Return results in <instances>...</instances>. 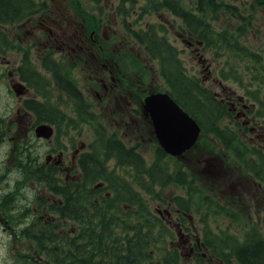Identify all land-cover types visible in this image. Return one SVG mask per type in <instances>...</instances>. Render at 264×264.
I'll use <instances>...</instances> for the list:
<instances>
[{
	"label": "flooded vegetation",
	"instance_id": "af4514ba",
	"mask_svg": "<svg viewBox=\"0 0 264 264\" xmlns=\"http://www.w3.org/2000/svg\"><path fill=\"white\" fill-rule=\"evenodd\" d=\"M30 1L40 4L38 9L33 10V14L25 17L19 16V21H12L14 25L0 26L2 30H9L10 37L16 40V47L20 56L19 61H17L15 58L16 53L0 47V52L3 53V55H0V73L5 80L3 83L5 103L0 101V112L7 109V116H0V164L3 165V169L7 168V161L3 159V156L7 154L3 151L6 138L9 137L10 141L14 142L18 138L20 142L21 135L27 137V125L32 130L36 127L33 118L35 112L30 108V104L41 100L44 96H50L52 99L56 98L62 101V109L53 115L56 123L50 124L53 127L50 142L51 154H48L47 158L45 157V165H43V159H38L36 156L31 157V149L26 150V157L23 160L24 164L27 162L26 169L29 173L35 175V179L30 180L32 185L30 192H35L36 198L46 208L47 218L42 221V216L39 217L40 227H37L36 224L26 226L23 229L22 242L19 244L17 251L15 246L13 248L8 247L6 250L7 256L11 260L14 259L13 264H123L124 259L131 260L129 256L124 255L122 252V249H129L128 247L114 245L112 248H108L107 244L104 243V239L82 238V223L89 214H92L91 225L93 228H96L97 223L100 229L107 227V206L112 209L117 203L112 204L111 199H108L111 192L101 191L104 188L103 183L95 184L96 186L93 185L92 188L84 186L85 184L80 185V188H86V191H83V196H80L79 192L78 197H73V192L78 182L83 184L86 181L85 179L89 178L88 174L81 169L80 158L83 155L87 164L92 159L93 150L97 147L101 150H108L106 139L115 137V139H112L117 143L120 151L122 149L124 151L133 150L139 156H142L138 151L140 147L138 141L141 138H134L135 141L131 140V144L127 146L123 140L116 136V133L110 134L103 126L98 124V129H94L95 138L89 146V150L84 143L75 146L72 138L68 140L70 146L61 144L62 148L59 147L61 126L68 127V131L78 130L81 133L84 131L85 124L91 127L94 116H98V103L99 105L102 101L105 103V107H99L100 114L103 115L105 108H113V106L117 108L121 97H124L122 91L128 88V85L123 86L125 81L123 80L124 76H119L120 68L116 69V73H114L110 70V63L112 55L116 51L118 40L122 37L126 39L128 37V40L133 43V39L140 32V30H137V21L129 22L126 19L128 12L131 13L129 16H132V18L138 16V12L133 6L137 0ZM162 1L167 6L169 1ZM197 1L201 3L199 0ZM233 1L235 0H230V7L234 12L241 10L245 12L250 7L253 11L258 8V11L264 15V0H241L240 4L237 5H234ZM231 15L236 14L232 13ZM240 20L241 25L244 26L251 20V16L241 15ZM123 31L125 32L124 35ZM179 32L182 33V30L180 29ZM176 35L179 37V34ZM75 40L79 44H76ZM94 43L99 46L94 48ZM49 63L54 66L55 72L53 74L50 70L44 68ZM78 76L85 79L83 89L80 86L81 80ZM41 78L49 82V86H47V90L50 92L49 95L38 92ZM63 80H68V83H72L73 86L76 85L75 89L81 96L79 102L85 103L83 110H75L74 101L78 97ZM18 85L23 87L21 96H17L13 89L14 87L17 89ZM130 89L133 90V87L131 86ZM149 92L151 91L145 90L143 97H146ZM216 98L229 109L227 114H230V119L228 118L227 121L235 122V126L230 123L231 126L228 128L230 129V142L227 146L225 143H217L218 155L208 152L198 143L180 157H174L173 159L186 165L191 162L190 156L196 150L193 155V160L198 163V168L195 170L196 179L194 181L192 179L188 180L186 170H184L185 173L181 171V189L187 190L191 194L192 191L202 192L204 189L209 188L210 191L214 192L209 194L211 197H207L205 202L214 204L218 208L215 212H223V209L229 211L234 209L231 207L235 204L236 193L234 183L231 182V180H234L230 168V153L235 156L234 150L239 148L236 150V156L244 155L240 161L245 174H242L243 179L237 182L247 180L248 187L245 188L249 192L248 201L254 203L258 208V223L261 224L262 222L264 226V214L260 218L261 214L264 213V107L262 110H256L261 106L255 109L250 105L249 109L246 104V100L249 102L248 97L235 99L231 96L230 98L221 96V98ZM10 103L14 105V108H10ZM138 105H140L139 110H133L132 100L129 101L128 108L130 110L124 111L125 114L133 117L137 113L139 116L146 118L141 110L142 102L139 101ZM111 114L113 113L111 112ZM149 123L151 124L150 121ZM88 132H90V128ZM153 132L154 130L152 134ZM153 136L155 135L153 134ZM235 140L238 143H235ZM26 143L27 141H24L23 144L27 145ZM224 148L226 154H228V164L219 157L223 154ZM105 161V158H100L98 163L104 167L107 164ZM115 162L117 166H121L123 163L128 164V161L123 162L121 158L117 157ZM43 166H52L57 170V173L51 179L47 177L48 181L54 183L45 184L42 181L43 173L46 171V167ZM80 171L83 175L82 180H80L82 178ZM89 175L91 178L94 177V175ZM101 176L106 178V172ZM23 177H25L24 170L20 172V179ZM2 183H6V185L1 190ZM42 183L46 186L45 195L41 192ZM189 183L197 185L191 187L192 185L189 186ZM23 188L24 185L20 181L15 182L11 187L10 182L6 180V173L0 171V213L10 208L11 205H13V211L20 212V209H16L15 203L20 198ZM88 189L92 190L88 191ZM114 193L116 196L120 195V190L118 189ZM80 197L85 199L83 204L80 203ZM73 199L77 201V207L74 206ZM177 200H182V197H178ZM213 200L218 202L214 203ZM88 202L92 213L85 211V204ZM168 205H170V208L165 209V211L157 209L156 212L162 219H166L170 228L168 232L172 233L173 229L175 231L174 238L171 236L168 240L170 251L166 250V253L163 251V255L158 257L152 254L141 256L139 262L141 264H155L154 260L157 259L156 261H159V264H180L179 257L181 254H178L177 250L180 249V244H185L187 255L190 256L188 261H191V264H201L202 262L206 264L222 263L223 261L212 253L209 245H227L230 244V241L219 235H214V232L206 228V223H203V221H200L202 227L198 228L193 220L187 216L189 208L186 205H178L177 207L172 200ZM64 208L66 210L63 218H61ZM204 209L203 212L207 213V207H204ZM138 210L141 212L143 210L142 206L138 207ZM229 211L226 212L227 216L230 215ZM171 216H174L172 227ZM184 218L188 220L187 225H185ZM2 220H5L4 216H2ZM200 220H202V215ZM70 221H73L76 227L69 232L67 240L61 239L62 231ZM259 228L264 230V227ZM3 230L5 229L3 228ZM248 230H256V225L249 226ZM76 232L82 234L81 239L83 240L79 241L85 243L78 247L71 257L69 250L66 255H60L59 251L62 243H67L69 249L75 244ZM205 236H207V239H205Z\"/></svg>",
	"mask_w": 264,
	"mask_h": 264
},
{
	"label": "rangeland",
	"instance_id": "374dc122",
	"mask_svg": "<svg viewBox=\"0 0 264 264\" xmlns=\"http://www.w3.org/2000/svg\"><path fill=\"white\" fill-rule=\"evenodd\" d=\"M181 1V0H180ZM241 0L233 1L234 5L240 4ZM203 2L202 4L198 3L197 0H182V5L197 13L198 7L200 5V11L202 9V24L207 26V29L213 31L214 33H234L233 39H236V44L238 48L243 49L248 54L257 56L256 61H261L257 63L250 56H245L242 53L236 52L234 49L230 50H219L214 46H202V42L197 40V34L200 33V27H197L193 31L185 21L178 16L172 14L169 7L164 5L162 0H137L133 4L135 10L138 12L136 18H132L131 13L128 12L126 19L129 22L137 21V30H140L138 33L141 37L147 35H155L157 37L165 38V40L171 44L170 49L177 58V63L180 68H182L189 75H195L200 80H202V85L209 88L212 91V96L214 98L218 97L223 98L233 97L237 99L238 97H248L249 102L246 100V104L250 109V105L258 108L256 110H262L264 107V15L258 11V8L253 11L250 7L244 13H238L236 15H229L224 8H220L216 14H211L206 7L209 5V0H199ZM224 2H230V0H224ZM31 3L28 0L23 1V4ZM38 12V11H36ZM251 16V20L246 23L244 26L241 25L240 16ZM147 29V30H146ZM180 29L182 33L179 32ZM146 30V31H143ZM242 31V37H237L235 32ZM125 31V30H124ZM122 32L123 35L125 32ZM142 31V32H141ZM179 34V37L176 35ZM241 35V34H240ZM72 41V40H71ZM133 43L130 40L122 37L118 40L116 45V51L112 55L110 70L116 73V69L120 68L119 76H124L123 86L126 84L128 88L122 91L124 97H121V101L118 102V107L115 106L105 108L104 114H100L99 107H105V103L102 101L99 105L97 112L98 116H94L92 126L85 124L84 131L81 133L78 130L68 131V127L61 126V136H60V147L61 144L64 146L69 144V139H74V145H79L84 143L87 145L88 150L89 146L94 141V129L100 124L108 133L118 136L123 140L128 146L131 140L135 141L134 138L140 139V147L138 151L141 153L142 158L145 160L146 168L148 172L156 169L161 165L164 170L169 173L170 176H177L180 173L186 170L188 180L194 181L196 179L195 170L198 168V163L193 160V155L196 153V150L192 152L190 156L191 162L183 165V163L178 162L172 157L167 156L159 148L155 136H153L152 131L154 130L153 126L149 123L150 119L148 117H141L139 114L135 113L133 117H129L128 114H125L124 111H128V102L132 100L133 110H139L138 105L139 101H143V93L145 90H151L153 92H165V79L159 73V61L152 57L151 53L147 52V44L141 42L137 37L133 39ZM76 43V40H75ZM99 45L94 43V48ZM223 47V46H222ZM242 51V50H241ZM14 52L15 51H10ZM107 53V52H106ZM16 60L19 61V53H16ZM175 65V63H174ZM262 67V68H261ZM77 75V73H76ZM81 80V88H84L85 79L82 76H78ZM4 77L0 73V101H4ZM133 87V90L130 87ZM44 93L47 95L50 94L49 90H45ZM217 101L219 99L216 98ZM41 101V100H39ZM52 101L59 105L60 110L62 109V101L60 99L53 98ZM10 108H14L12 103L9 104ZM242 109V108H241ZM130 110V109H129ZM111 112L113 114H111ZM121 113V114H120ZM0 116H7V109H4L0 112ZM34 118V117H33ZM229 117L224 118L220 121V127L223 129L230 128L231 125L235 126L234 121H227ZM201 119V117H200ZM230 119V118H229ZM201 122L203 120L201 119ZM239 122V121H238ZM231 123V125H230ZM98 127V126H97ZM90 128V132H88ZM211 129V128H210ZM209 129V131H210ZM230 131V129H228ZM27 137L21 135V141L17 138L16 141H10L9 137L6 138V144L4 145V152H7L3 156V159L7 161V168L3 169V165L0 164L1 173H6V180L10 182L11 187L15 182H21L24 185L23 190L21 191L20 198L16 201V209H20V212L13 211L12 207L4 210L0 213V261H3V264H13L14 259L11 260L7 256V248H13L17 251L19 244L22 242V233L23 229L31 225L39 226V217L42 216V221H44L47 216L46 208L41 204L40 200L36 198L35 192H30L32 190V185L30 180L33 178L30 177L27 173L26 166L23 163V160L26 157V150L31 149V157L36 156L38 159H43L45 162V157L48 154H51V144L46 141L35 140L32 132V128H29L27 125ZM227 133L226 130L223 131ZM121 136V137H120ZM109 137V136H108ZM115 137H109L108 150L120 151L117 143L112 139ZM226 138L230 141V135H226ZM24 141H27V145L23 144ZM118 142V141H117ZM197 142L199 145L212 154H219L217 143L220 142L217 138L207 132L200 137ZM119 143V142H118ZM235 143H238L237 140ZM122 148V147H121ZM237 149L235 148V156L230 153V168L232 170V179L231 182L234 183V191L236 193L235 204L233 205L234 209H223V212H215L218 210L214 204H208L205 202L207 197H211L209 194L214 191L204 189L202 192H189L181 189V185L176 183H168L163 185H152L151 175H143L142 185L139 182H134L132 175L135 179H138V174L135 170L129 165L117 166L116 157L110 155L105 158L107 164L104 165V171L100 174L106 172V178L104 176L95 177L97 180L93 182L92 185H84V183L78 182L73 192V197L79 196L80 185L87 186L92 188L93 185L98 183H103L104 188L101 191H110L111 195L108 199H111L110 202L114 204L117 196L120 197L121 202H117L111 209V215L113 216V237H110V241L105 238V244L108 248H112L114 245H124V242L131 240V244L135 243H146L148 241L150 246L149 254L161 256L163 251L166 253V250H169L170 246L168 245L169 238H174L175 231L168 232L169 225L166 222V219H162L158 216L156 210L165 211V209L170 208L168 203L172 200L178 207V203L186 205L188 209L187 216L193 220V223L198 227H202V223H206V228L214 232V235L223 236H234L237 235L240 242L243 241L244 234L246 232H252L255 234L262 235L264 230L259 227H264L262 222L258 223L257 217V207L254 203L248 201L249 192L245 187H248L247 180H242L237 182L240 179H243L242 174H245L243 166L241 164V155L236 156ZM87 150V151H88ZM101 150L97 147L95 152ZM92 151V152H93ZM247 154V153H246ZM226 155V156H223ZM91 157L93 155L91 154ZM222 161H226L228 164V154H226L225 148L223 154L219 155ZM98 161L100 158H95ZM156 165V166H155ZM25 171V177L20 179V172ZM162 173V169H157ZM182 171V172H181ZM81 179H83L82 172L80 171ZM168 175V174H167ZM159 179L158 176H156ZM248 177V176H247ZM249 178V177H248ZM104 179V180H103ZM79 180V181H80ZM87 180V179H85ZM122 186L120 189V195H115L114 192L117 184ZM6 183L1 184V190L5 187ZM95 185V186H96ZM192 187H195L197 184H190ZM189 185V186H190ZM194 185V186H193ZM150 186V189H146ZM92 189H88L90 191ZM83 191H86V188H81L80 196H83ZM43 195L46 194V186L42 183ZM252 192V191H250ZM40 193V192H39ZM127 196V197H126ZM182 197L181 201H176L178 197ZM230 196V192H229ZM72 199V198H71ZM74 206L77 207L78 203L75 199ZM85 199L80 197V203L83 204ZM214 203H217V200H213ZM141 203L143 210L140 212L138 210V204ZM204 207L208 208V212L204 213ZM131 210L136 212V215L132 218H124V211ZM138 210V211H137ZM85 211L87 213H92L89 209V202L85 204ZM229 211V216L226 215V212ZM120 212V214H119ZM220 213V214H219ZM264 213L261 214L260 218ZM202 215V220H200ZM4 216L5 220H2ZM91 216L89 214L85 217L82 223L81 231L84 230V225H87L88 229L92 228L91 225ZM143 218L142 222V234L140 239L136 240L131 239L134 237L133 231L128 230L127 227H133L138 224V217ZM172 224L174 223V216H171ZM185 225L188 224V220L185 219ZM123 222H126L124 224ZM256 225V230H248V227L251 225ZM65 225V224H64ZM76 227L73 221L65 226L62 231L61 239H68V234L73 228ZM96 230L100 229L98 223L96 224ZM3 228L5 230H3ZM205 228V229H206ZM76 231V230H75ZM149 236L146 238V235ZM81 233L76 232L75 235V244L72 248L69 249L67 243H62L60 247L59 254L66 255L68 250L70 251V257L76 252L77 248L83 245L85 242H80ZM71 239V238H69ZM27 241V240H26ZM176 244L178 242H175ZM180 249L177 250L178 254H181L179 257L180 264H191V261H188L190 256L187 255V246L185 244H180ZM170 251V250H169ZM17 252L15 253L16 256ZM148 254V255H149ZM146 256V255H145ZM177 258V257H176ZM157 260V259H156ZM154 260L155 264H159V261ZM152 262V260H151ZM184 262V263H183ZM218 264V262L214 263Z\"/></svg>",
	"mask_w": 264,
	"mask_h": 264
},
{
	"label": "trees",
	"instance_id": "16d2710c",
	"mask_svg": "<svg viewBox=\"0 0 264 264\" xmlns=\"http://www.w3.org/2000/svg\"><path fill=\"white\" fill-rule=\"evenodd\" d=\"M25 1V0H24ZM167 6L169 9L174 13L176 16L181 17L185 23L190 27L193 31L197 29V27H200L201 31L199 34H197V40L202 42V46H214L218 48L219 50H230L234 49L238 53H242L245 56H250L254 61H256L257 56H253L251 54H248L246 51H243V49H238L236 47L238 44L236 39H233L234 33H214L213 31L207 29V26H204L202 24V12L204 9L200 11V5H196L198 7L197 13L193 10H189L185 8L180 0H168ZM210 3L206 7L207 10L211 12V14H216L217 11L220 8H224L226 12L230 15L234 12L230 7V2H224V0H209ZM201 2L200 4H202ZM23 5V0H0V20L7 21L5 23H11V21H19V15H26L30 11H33V9H37L39 7V4H29ZM237 37L242 36V31L239 30V32H236ZM241 34V35H240ZM233 37V38H232ZM137 38L147 44V52L151 53L152 57L159 61V71L162 75V77L165 79L166 87L168 90V93L170 97L187 113L189 114L195 121L198 123L202 131L204 133L209 132L210 134L214 135L218 141L221 143H225L227 146L230 142L228 138H226V135H230V131L228 129H223L220 127V121L224 119L223 117H229L230 114H227L229 112V109L224 104H221L219 101L216 100L212 96V91L207 89L205 86L202 85L201 80L196 77L195 75H189L186 73L182 68L178 66L177 58L175 57V54L170 50L174 49L171 47V44H169L165 38L157 37L155 35H147L144 37H141L139 34L137 35ZM2 42V41H1ZM3 44L5 42H2ZM223 46V47H222ZM242 50V51H241ZM257 63H261V61H256ZM175 63V65H174ZM45 69H48L52 72V74L55 72L54 66L52 63H49L44 67ZM262 68V67H261ZM56 79V78H55ZM69 80V79H68ZM68 80H63L66 84H68V87L77 95V99L74 101L75 110L80 109L83 110L85 108V103L79 102L81 101V96L78 94L76 88V85H72V83H68ZM40 85L38 92L41 94L47 89V86H49V82L41 78L40 79ZM147 95V94H146ZM83 101V100H82ZM30 108L35 112L34 117V125L39 123H49V124H55L54 120V113L59 111V105L54 103L52 101V98L50 96H44L42 97L41 101L33 102L30 104ZM203 122H201V119ZM82 118V116H80ZM98 129V127H95ZM211 128V129H210ZM210 129V131H209ZM226 130L227 133H224L223 131ZM108 139V138H107ZM106 139V145L108 146V142ZM236 141V140H235ZM234 141V142H235ZM92 155L94 158L91 159L90 162L86 164V161L84 159V155L80 158L81 169L86 172L89 176L87 178L85 185H92L93 182L97 180V177L101 176V172L103 171V166H100L101 164L96 161L95 158H106L110 155L121 158L123 162L128 161V164L123 163V165H129L131 166L135 172L138 174V179H135L132 175V179L134 182H139L140 185H142L143 175H151L152 177V185L151 187L155 185H160L161 183L163 185L168 183H176V184H182L180 181L181 174L173 177L170 176L169 173H167L164 168L159 165L158 167H154L156 169L148 172V169L146 168V163L142 156H139V154L135 153L133 150H127L124 151L123 149L121 151H111V150H98L97 152L93 151ZM25 166L27 167V162L25 163ZM46 171L43 173L42 181L45 184H52L54 182H50L47 180V177L51 179L53 175L57 173V170H55L52 166H47ZM162 169V173L157 171V169ZM27 170V169H26ZM88 171V172H87ZM27 173L30 177H34V174L29 173L27 170ZM94 175V177L91 178L89 175ZM168 174V175H167ZM159 179H157V177ZM191 183H189L190 185ZM148 186L146 189H150L151 187ZM192 187V186H191ZM118 189H122V186L118 183L116 186V191ZM81 191V188L79 192ZM119 196L116 197L115 201L118 203L121 202V199H118ZM118 199V200H117ZM181 201V200H178ZM139 207H141V203H137ZM177 205L183 206L181 203H178ZM67 208V207H66ZM66 208L62 210L61 218H63V215L65 213ZM208 211V208H207ZM124 215V218H132L136 215V212L127 210L124 211L122 214ZM113 216L111 215V209L107 206L106 209V225L107 227L102 230H96V228L88 229L84 225V230L82 231V238L83 239H97L100 240L102 238L107 239L110 241V237H113ZM143 218L141 216L138 217V224L134 225L133 227H127L128 230H132L134 237L131 239H140L142 231V221ZM126 224V222H123ZM112 224V225H111ZM149 236V234L146 235V238ZM223 238L230 241V244H222V245H209L210 249L212 250V253L216 255L217 258H220L222 260V263L218 264H264V234L261 236L259 234L246 232L243 237V241L240 242L237 235L234 236H223ZM205 239H207V236H205ZM131 240L124 242V247H128L129 249H122V252L124 255H127L131 258V260L124 259L123 264H141V256H148L149 254V244L148 241H144L146 243H135L131 244ZM100 245V244H99ZM117 246V245H115ZM99 254V253H97ZM133 258V259H132ZM128 261V262H127ZM167 263V262H164ZM201 264H206L205 262H202ZM207 264H213V263H207Z\"/></svg>",
	"mask_w": 264,
	"mask_h": 264
},
{
	"label": "water",
	"instance_id": "95a60500",
	"mask_svg": "<svg viewBox=\"0 0 264 264\" xmlns=\"http://www.w3.org/2000/svg\"><path fill=\"white\" fill-rule=\"evenodd\" d=\"M13 89L17 96L23 94L22 86L18 85L17 89ZM142 110L150 119L158 144L164 153L180 157L196 145L200 127L167 93L147 95ZM34 135L38 139L51 140L53 128L47 123H40L34 128Z\"/></svg>",
	"mask_w": 264,
	"mask_h": 264
},
{
	"label": "clouds",
	"instance_id": "9594fccd",
	"mask_svg": "<svg viewBox=\"0 0 264 264\" xmlns=\"http://www.w3.org/2000/svg\"><path fill=\"white\" fill-rule=\"evenodd\" d=\"M0 264H3V261H0Z\"/></svg>",
	"mask_w": 264,
	"mask_h": 264
},
{
	"label": "bare ground",
	"instance_id": "6f19581e",
	"mask_svg": "<svg viewBox=\"0 0 264 264\" xmlns=\"http://www.w3.org/2000/svg\"><path fill=\"white\" fill-rule=\"evenodd\" d=\"M234 264V263H233Z\"/></svg>",
	"mask_w": 264,
	"mask_h": 264
}]
</instances>
